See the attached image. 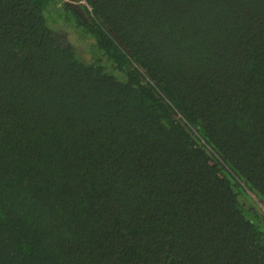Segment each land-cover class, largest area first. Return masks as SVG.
I'll list each match as a JSON object with an SVG mask.
<instances>
[{
  "label": "trees",
  "instance_id": "16d2710c",
  "mask_svg": "<svg viewBox=\"0 0 264 264\" xmlns=\"http://www.w3.org/2000/svg\"><path fill=\"white\" fill-rule=\"evenodd\" d=\"M79 6L0 0V264H264V0Z\"/></svg>",
  "mask_w": 264,
  "mask_h": 264
},
{
  "label": "clouds",
  "instance_id": "9594fccd",
  "mask_svg": "<svg viewBox=\"0 0 264 264\" xmlns=\"http://www.w3.org/2000/svg\"><path fill=\"white\" fill-rule=\"evenodd\" d=\"M64 1H66L68 4H73L74 5V8H76V7H78V11L80 12L81 11V7L79 6V4L77 3L78 2V0H64ZM80 1V0H79ZM82 14H83V18H85V15H84V13H83V11H82Z\"/></svg>",
  "mask_w": 264,
  "mask_h": 264
},
{
  "label": "rangeland",
  "instance_id": "374dc122",
  "mask_svg": "<svg viewBox=\"0 0 264 264\" xmlns=\"http://www.w3.org/2000/svg\"><path fill=\"white\" fill-rule=\"evenodd\" d=\"M70 1V0H69ZM79 5L83 4L84 3V0H78L77 2ZM52 25V24H51ZM78 28L74 29L73 31L70 30V34H71V37L75 38V37H78ZM80 35H83V34H80ZM76 39V38H75Z\"/></svg>",
  "mask_w": 264,
  "mask_h": 264
},
{
  "label": "flooded vegetation",
  "instance_id": "af4514ba",
  "mask_svg": "<svg viewBox=\"0 0 264 264\" xmlns=\"http://www.w3.org/2000/svg\"><path fill=\"white\" fill-rule=\"evenodd\" d=\"M76 9H78V7H76Z\"/></svg>",
  "mask_w": 264,
  "mask_h": 264
}]
</instances>
